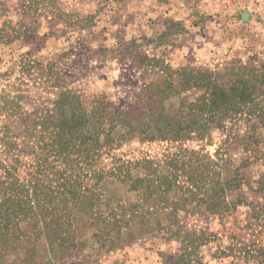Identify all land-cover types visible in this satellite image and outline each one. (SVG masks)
Masks as SVG:
<instances>
[{
  "label": "rangeland",
  "instance_id": "1",
  "mask_svg": "<svg viewBox=\"0 0 264 264\" xmlns=\"http://www.w3.org/2000/svg\"><path fill=\"white\" fill-rule=\"evenodd\" d=\"M181 70L209 71L220 87L245 84L254 101L236 113L220 111L222 121L208 125L203 140L140 142L116 129L99 167L158 161L180 149L214 158L226 146L222 163L231 172L240 168L246 205L221 215L180 212L184 231L203 238L187 264H264V0H0V136L19 129L16 120L50 108L49 81L57 76L113 117L142 116L167 88L165 110L175 114L204 94L181 87L173 93L169 85L177 87ZM4 165L0 159V173ZM98 188L110 208L138 198L108 177ZM75 224L85 248L63 264H166L190 249L172 228L108 251L85 221Z\"/></svg>",
  "mask_w": 264,
  "mask_h": 264
},
{
  "label": "trees",
  "instance_id": "2",
  "mask_svg": "<svg viewBox=\"0 0 264 264\" xmlns=\"http://www.w3.org/2000/svg\"><path fill=\"white\" fill-rule=\"evenodd\" d=\"M43 66L38 68L41 80ZM176 74L177 87L169 85L173 93L178 87L194 88L202 89L203 96L168 114L165 88L142 116L121 111L115 117L100 110V103L88 105L61 76L52 77L50 108L41 106L16 120L19 129H7L0 136V159L5 163L0 173V264H63L85 248L75 224L82 221L96 244L108 251L175 228L171 233L182 235L181 242L191 250L166 264H187L203 238L184 231L179 213L187 215L192 208L221 215L246 205L240 168L231 172L222 163L226 146L218 147L214 158L180 149L158 161L119 159L107 172L99 167L101 157L116 143V129L140 142L203 140L210 137L208 125L222 121L220 111L236 113L254 101L251 87H220L209 71ZM107 177L138 198L110 208L98 188ZM228 196L234 197L231 202Z\"/></svg>",
  "mask_w": 264,
  "mask_h": 264
}]
</instances>
